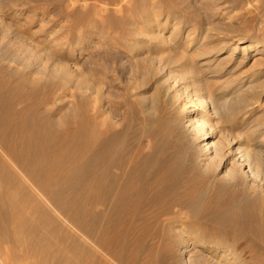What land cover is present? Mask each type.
<instances>
[{
	"label": "rangeland",
	"instance_id": "1",
	"mask_svg": "<svg viewBox=\"0 0 264 264\" xmlns=\"http://www.w3.org/2000/svg\"><path fill=\"white\" fill-rule=\"evenodd\" d=\"M2 95L6 98L0 97V116L26 109L33 116L47 117L54 132L71 121L70 129L80 121L105 128L130 117L134 108L143 109L142 118H164L172 140L190 138L185 152L195 158L204 143L196 121L205 115L208 140L215 147L209 149L214 151L211 160L201 167L206 179H197L199 190L193 196L198 198L190 195L197 203L186 209L174 207L170 216L179 221L170 226L167 221L153 224L144 247L131 245L125 260L264 264V243L259 238L264 233V0H0ZM79 139L74 142L81 144L83 138ZM2 162L6 161L0 157V217L25 218L14 226L20 241L34 244L51 237L50 248L59 244L68 249V256L77 243L81 249H74L73 259L87 260L88 251H94L91 240L45 200L34 197L15 165L11 170L7 163L8 170ZM66 184L53 193L63 191L60 203L69 209L67 197L73 190ZM206 189L205 203L200 196ZM178 194L173 199H188L182 189ZM21 203L23 213L17 209ZM196 222H203L196 232L207 239L230 245L234 237L238 239L234 254L196 241L186 232L187 223ZM11 231L0 225V260L7 247L3 238ZM247 241L250 247L244 250ZM46 253L27 254L22 260L26 253L14 251L7 257L13 258L12 264H38ZM97 253V259L105 257L98 259L100 264L106 260L117 264Z\"/></svg>",
	"mask_w": 264,
	"mask_h": 264
},
{
	"label": "bare ground",
	"instance_id": "2",
	"mask_svg": "<svg viewBox=\"0 0 264 264\" xmlns=\"http://www.w3.org/2000/svg\"><path fill=\"white\" fill-rule=\"evenodd\" d=\"M6 102L4 103L7 104ZM12 109L14 108L10 107V110ZM142 110L134 108L130 117L124 116L118 124L110 123L105 128H100L96 124L84 125L87 122L81 123L80 121V125H75L76 127L70 129V124H72L70 120V124L63 123L65 125L64 127L62 126V131L60 129L56 132L52 130L53 124L46 119L47 117L42 119L40 116H33L26 109L20 110L15 115L7 113L11 114V117H6L3 115L4 113L1 114L0 133L3 135V132H5L3 135L5 137L1 136L0 138L2 139L0 153H3L4 158L2 155L0 157L3 161H6L1 164L4 163L8 170H12V167L15 165L14 171L19 169L17 172L21 171L23 173L24 178L21 174H19V178L25 179L23 183L27 184L33 192V196L45 200L46 204H50L55 209L53 212H58L64 218L71 221L74 228L77 229L76 231H79V233L90 239L91 241H89L94 247L92 253L88 251V257L90 256L88 259L85 255L87 260H82L83 258H76V260L72 257L75 253L74 249L78 248L76 242V247L73 250H69L70 253L72 251V256L71 254L68 256L66 251L68 249L62 248L59 244L55 243L57 248L51 249L50 241H47L51 237H45V241H43V237L41 242L27 244L20 241L18 238L19 233L14 228L18 222H23L25 218L20 217L19 214H17L19 218L11 214L10 217L5 215L4 218L0 217V225L6 224V226L12 228L11 233H7L8 235L3 238L7 245L4 249L6 257L10 253L13 254L14 251H22V253L24 251L26 253L24 255H37V257H41L42 255L38 256V254H42V252H49L50 255L46 253L37 263L100 264L98 259L101 261L105 257L101 259L99 256L97 259V252L99 251L105 254V256H109L114 263L129 264L128 260H125L127 258L124 254L131 252V245L132 247H142L145 244L144 242H146L147 237L152 235L153 227H155L153 224L167 221V225H173L179 221L176 217L170 216L173 213L174 207L186 209L197 203L195 202V198L193 199V197L198 198L196 194L193 196L197 188V179L205 178L201 173L204 167H201L206 161L211 160L213 156H209L214 151L210 150L215 147V144L211 140H208L210 136L206 131L205 115L196 121L197 125L195 128L196 130L198 129V133L201 131V140L204 141L202 146L198 148L199 151L197 150L199 153L196 159L194 155L188 153L189 151L185 152V149L188 147L187 141L190 139L189 137V139L185 140L186 142L182 139L183 136L172 140L171 126L169 127L168 123L163 120L164 118H161V120L156 119V117L154 118L156 120H153V118H142L144 116L143 114L141 117ZM7 126L11 128L10 131L8 129L9 132L4 131ZM84 127L87 128L86 131ZM195 128L193 126V129ZM79 138H83L85 141H82V139L81 144H78ZM145 138L149 139V142L143 143L142 141ZM75 139L78 140L77 143L74 142ZM67 158H69V161L66 162ZM7 163L11 166L7 165ZM86 164L87 168H85ZM9 166L11 167L10 169ZM64 184L67 187L70 184L69 187L71 186L73 190H71L72 192L67 197L70 199V202H68L71 209L61 206L63 203H60V199L65 195L63 191L60 192L59 190V193H53L55 187H59V185L62 187ZM207 185L208 187L206 188H209V184ZM218 185H215V187H220ZM181 189L188 196V199L184 198V201L175 200V195L180 193ZM209 189L212 191L211 188ZM215 190L217 188L213 190L214 193ZM206 191L207 189L204 194L200 193L203 194L200 197L204 201L208 195ZM191 194L192 198H190ZM178 195L180 196V194ZM210 196L215 198L214 196L216 195ZM171 197L172 200L168 201V198L170 199ZM209 204H211L212 210L215 211V203L214 205L213 202ZM24 207L25 204L21 203L17 209L23 213ZM202 211L204 212V210ZM167 216L170 217L164 220L161 219ZM261 224L264 229V218L261 219ZM202 227L203 222L187 223L188 230L186 232L192 235L196 241L205 243L209 249L214 248L216 250L219 247H225L231 254L232 249L238 247V243L236 242L239 240H236L235 237L232 242L229 240L233 243L231 245L230 243H221L207 239L203 233L199 234L196 232L197 229ZM155 233V235L161 237L165 235L162 231L160 233L156 231ZM259 238L264 243V233ZM249 247L250 244L247 241L244 250H247ZM28 255L22 256V260L25 257L28 258ZM5 256H2L0 264H12L13 258H5ZM148 260L150 261H147V264L153 263L152 258ZM106 262L107 260L104 264H108Z\"/></svg>",
	"mask_w": 264,
	"mask_h": 264
}]
</instances>
